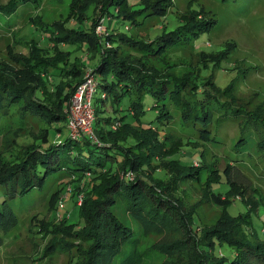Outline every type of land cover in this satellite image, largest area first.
I'll list each match as a JSON object with an SVG mask.
<instances>
[{"label":"trees","instance_id":"obj_1","mask_svg":"<svg viewBox=\"0 0 264 264\" xmlns=\"http://www.w3.org/2000/svg\"><path fill=\"white\" fill-rule=\"evenodd\" d=\"M159 1L161 5L157 6ZM41 2L7 0L6 3H0V13L6 17L5 24L11 25L21 6L32 5L38 9ZM90 2L101 3L96 15L87 18L84 9L76 10L66 19L67 24H63V33H59L53 23L34 17L29 23L30 33L21 44L27 51L11 46L13 60L0 57V132L11 122L31 129V134L13 137L12 140H16L13 148L0 153V224L13 214L10 198L14 192L19 197L25 196L35 188H43L51 176L65 173L69 177L65 188L82 196L81 205H77L82 222L78 227L68 218H62L69 226L74 224V230L80 231L81 236L88 233L96 236L88 259L81 264H140L145 259V251L140 249V237L132 238L136 232L134 227L115 209L118 201L125 196L122 200L126 205V213L141 218L146 227L167 224L180 211V198L177 196L173 200L180 182L194 179L201 181L204 174V170L193 162L185 163L176 158L166 161L177 151L182 141L173 151L167 154L160 152L158 146L165 141L158 127L143 121L146 95L152 93L155 96L153 106L157 109V120L161 124H166L173 116L169 103L171 100L179 104L183 125L194 126L201 136H210L208 125L214 119V110L229 106L228 101L220 102L215 93L221 90L226 95L230 94L231 85L221 89L211 79L197 82L199 71L194 73L192 63L188 64L184 74L178 76L173 74V70L166 75L147 66L146 61L142 60L143 64L139 61L142 54L159 51L160 47H154V44H161V40L168 45L181 43L184 39L190 42L192 37L190 40L188 33L194 34L195 38L202 31L209 30L210 24L206 19L199 18L206 15L202 6L189 7L173 29L148 43L125 31H114L118 28L113 20L129 19L137 23L140 15L165 16L168 4H172L170 1ZM98 24L101 26L100 34L96 33ZM38 33L40 36H36ZM79 49L87 52L86 59L77 53ZM228 51V48H223L210 56L219 62L225 59ZM202 56L205 58L206 55ZM88 71L98 82L94 95L100 92L95 100L92 98V104L95 112L94 128L102 144L92 141L88 136L72 138L69 133V106ZM108 96L113 98L111 106L114 111L121 110V102L128 98V109L134 117L130 119L127 112L120 115L107 113ZM233 112L235 114L238 109ZM223 115L221 112L220 116L216 115L214 122L218 123ZM36 123L42 124L39 125L43 130L41 133H37ZM119 123L121 125L117 129L112 127ZM249 125L248 119L243 128ZM203 128L207 129L202 131ZM168 134V138H171V133ZM189 142L198 148V141ZM245 142L244 137H241L237 145ZM258 144L264 147V139ZM134 146H140L139 150L132 151L130 148ZM151 147L154 148L153 153ZM201 152L200 160H203L206 151L203 148ZM160 153L161 160L158 161ZM134 156L140 158L141 163H135ZM129 170L136 173L133 179H127ZM221 174L219 170L215 172L210 169L205 183L220 201L222 196H226L222 201L226 204L228 216L235 221V228L217 231L211 242L197 239L194 248L199 253V264H260L264 261V235L261 236L255 230L248 231L252 225L249 215H234L229 211L230 198L240 193V199L251 208L255 200L245 196L243 188L233 184L229 175L227 193L223 195L216 192L213 183L221 178ZM62 189L64 186H61ZM91 189L94 191L91 192ZM99 189L111 190L99 194ZM86 203L88 216L82 215ZM195 217L196 214H192L191 221H196ZM94 220H101V226L93 223ZM99 227L104 229L99 230ZM126 244L129 247H124ZM224 244L235 249L233 257L219 253Z\"/></svg>","mask_w":264,"mask_h":264},{"label":"rangeland","instance_id":"obj_2","mask_svg":"<svg viewBox=\"0 0 264 264\" xmlns=\"http://www.w3.org/2000/svg\"><path fill=\"white\" fill-rule=\"evenodd\" d=\"M164 1L172 3L168 4L165 16L140 15L137 23H132L129 19H114L113 23L118 28L114 31H125L149 43L158 35L173 29L182 19V14L188 12L189 7L202 6L206 10V15L199 18L206 19L210 24L209 30L202 31L195 38L194 34L188 33L187 37L190 40L192 37L190 42L183 38L181 43L168 45L163 44L161 40V44L159 42L154 44V47H160L159 51L144 53L139 57V61L141 64L142 60L146 61L147 66L156 68L166 75L173 70V74L178 76L184 74L188 64L192 63L194 73L199 71L197 82L211 79L221 89L231 85L230 94L226 95L221 90L215 93L218 94L220 102L228 101L229 106L214 110V119L208 125L210 136H201L200 131L194 126L183 125L179 104L171 100L169 103L173 116L165 122L166 124H161L157 120V109L153 106L156 98L152 93L147 94L144 100L146 110L143 121L147 125L151 122L158 127L165 141L158 146L160 152L167 154L182 141L177 151L166 161L176 158L185 163L193 162L195 166L204 170V174L201 181L194 179L195 181L180 182L173 196V200L177 196L180 198V211L176 212L174 220L172 219L170 223L146 227L141 218L126 213V205L124 206L125 202L122 200L125 196L118 201L115 209L134 227L136 232L132 238L140 237V249L145 251V259L140 264H199L197 255L199 253L195 252L194 242L199 238L201 241L211 242L213 234L217 231L235 228V221L228 216L226 204L222 201L226 196H222L220 201L212 190L207 189L205 180L210 169L222 173L221 178L213 183L216 192L223 195L227 193L230 187L227 179L229 175L231 181H234L233 184L243 188L245 196L248 195L255 200L251 204L253 209L240 199L242 194L240 193L237 197L230 198L229 211L234 215H249L252 225L248 227V231L255 230L261 236L264 235V147L258 144L264 139V0ZM6 2L7 0H0V3ZM100 5V2L94 3L90 0H42L38 9L32 5L21 6L11 25L5 24L6 17L0 13V57L13 60L11 46L27 51L21 44L30 33L29 23L34 17L53 23L55 29L63 33L65 32L63 24H67L66 19L76 10L84 9L88 18L96 15ZM158 5H161L160 1ZM100 30L101 26L98 24L96 33L100 34ZM15 31L17 32L14 34ZM232 43L234 45H230ZM223 48L229 49L224 60L218 62L210 56ZM77 53L86 59V51L79 49ZM202 54L206 55L205 58H202ZM99 95L100 92H96L93 99ZM112 100L113 98L108 96L107 113L120 115L127 112L130 119L134 117L128 109V98L121 102L119 111L112 109ZM237 109L238 112L233 114V110ZM220 112L224 115L218 119V123L214 122L216 115L220 116ZM248 119L250 125L243 128ZM36 125L37 133H41L43 130L39 125L42 124ZM120 125L121 123L112 127L117 129ZM168 125L171 128H165ZM5 127L4 131L0 132V153L13 148L16 141L12 140L13 137L20 138L21 134H31L29 126L23 128L18 122L8 123ZM205 129L207 128H203L202 131ZM168 132L171 133V138H168ZM182 132L185 133L183 136ZM240 136L244 137L246 142L237 145ZM189 140L198 141V148ZM102 143L100 141L99 144ZM139 147L134 146L130 149L138 151ZM203 148L206 154L203 160H200ZM151 152H154L153 147ZM158 157L160 161L161 153ZM135 158V163H141L140 158ZM129 172L131 177L128 175ZM129 172L126 174L127 179H133L136 173L133 170ZM88 175L87 173L86 179ZM68 180L69 177L61 173L48 178L43 188H35L25 196L19 197L16 192L11 195L13 214L0 224V264H81L88 259L90 247L96 242V236L90 233L81 236L80 231L74 230V224L69 223L71 225L69 226L64 220L68 218L69 222L75 223L78 227L82 222L77 209V205H81L82 202L81 194H76V191L73 194L72 190L65 188ZM61 186H64L62 191ZM85 190L88 196V188ZM104 190L111 189H99V194L104 193ZM92 191L94 189H91ZM61 202H64L62 207ZM87 211L86 203L82 215L88 216ZM58 213L62 216L59 217ZM194 213L195 223L191 221V215ZM93 223L101 226L102 221L94 220ZM206 232L207 234H203ZM124 247H129V244ZM219 253L233 257L235 249L224 244ZM260 264H264V261Z\"/></svg>","mask_w":264,"mask_h":264},{"label":"built area","instance_id":"obj_3","mask_svg":"<svg viewBox=\"0 0 264 264\" xmlns=\"http://www.w3.org/2000/svg\"><path fill=\"white\" fill-rule=\"evenodd\" d=\"M97 86V79L88 71L85 80L78 86L69 106L68 126L74 138L88 136L92 141L100 143L94 128L95 112L92 104V98ZM79 110H82L81 113L78 112ZM128 175L131 177L130 173ZM60 206H64V202H61ZM58 214L61 217V213Z\"/></svg>","mask_w":264,"mask_h":264}]
</instances>
